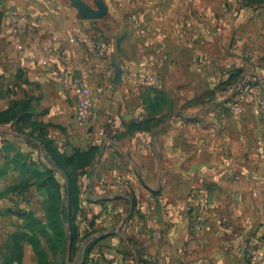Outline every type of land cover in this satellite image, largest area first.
<instances>
[{"label":"rangeland","instance_id":"rangeland-1","mask_svg":"<svg viewBox=\"0 0 264 264\" xmlns=\"http://www.w3.org/2000/svg\"><path fill=\"white\" fill-rule=\"evenodd\" d=\"M82 1L105 13L85 18L76 0H0V24L11 15L16 30L73 33L86 52L109 54L111 69L87 123L72 112L66 126L33 120L23 98L0 109V264H187L196 253L187 234L205 224L217 189L240 179L232 154L264 151V74L249 52L233 59L214 46L217 31L231 34L232 11L179 15L191 36L137 70V45L150 55L152 26L183 0ZM121 66L129 98L117 89ZM216 228L224 239L242 234ZM255 242L241 245L247 264Z\"/></svg>","mask_w":264,"mask_h":264},{"label":"crops","instance_id":"crops-1","mask_svg":"<svg viewBox=\"0 0 264 264\" xmlns=\"http://www.w3.org/2000/svg\"><path fill=\"white\" fill-rule=\"evenodd\" d=\"M246 2V5L245 0H183L181 3H174L163 13L170 14L171 21L158 22L152 26L150 47L154 51L145 55L144 44L140 42L137 45L139 52L135 61L136 69H149L148 62L153 69L164 50L170 51L171 48L177 47L175 42L180 39V33L191 36L190 23L183 26L176 24L179 15L209 16L227 9L228 12L232 11L230 13L234 17L231 22L232 32L229 34L217 31L213 38L214 46L224 54L228 49L233 59L241 55L238 54L239 51L249 52L253 55L252 62L259 65L257 71L263 75L264 0ZM9 16L11 15L0 24V68L4 73L1 79L4 93L3 98H0V109L12 100L16 102L23 98L25 106L34 113L33 120L68 125L69 114L72 112L74 116L76 97L74 89L66 85L64 75L66 71L83 64L86 67L88 84L96 97L95 103L100 102L98 98L101 99L102 95L98 87L111 81V78H108L111 70L109 54H96L92 49L86 52L83 44L72 45L62 40L50 50L51 35H48L47 31H42V28L37 32L32 29L16 30L14 25H11ZM55 32L78 38L73 33L68 34L62 30ZM183 40L185 45L191 42L187 37ZM226 41L227 46L224 45ZM121 67V84L117 89L126 94L125 98H129L132 92L127 88L131 84V74L125 66ZM105 105L108 106L106 103ZM121 110L129 109L125 105ZM50 134L58 137L57 131L50 130ZM215 156L217 159L223 157L218 154ZM230 160L240 179L230 180L217 189L211 197L212 210L205 224L195 233L187 234L191 241L189 245L196 252H188L187 264H247L243 260L244 255H241V245L246 239L257 242L253 245L250 262L264 264V151L248 155L233 153ZM243 160L246 163H241ZM224 220L232 227L241 229L239 239H224L220 236L216 227L218 223H225ZM175 234L173 238L165 240L163 249H169V243L177 239ZM149 246L155 248V242L151 240Z\"/></svg>","mask_w":264,"mask_h":264},{"label":"built area","instance_id":"built-area-1","mask_svg":"<svg viewBox=\"0 0 264 264\" xmlns=\"http://www.w3.org/2000/svg\"><path fill=\"white\" fill-rule=\"evenodd\" d=\"M67 41L72 45L78 44V39L74 36H63L55 33L49 40V45H55L59 41ZM86 73L69 74L66 77V85L74 89L76 105L74 115L79 122L87 123L92 117L93 95L92 89L86 82Z\"/></svg>","mask_w":264,"mask_h":264},{"label":"water","instance_id":"water-1","mask_svg":"<svg viewBox=\"0 0 264 264\" xmlns=\"http://www.w3.org/2000/svg\"><path fill=\"white\" fill-rule=\"evenodd\" d=\"M76 3L79 5V7L83 13V16L85 18H98L105 13L104 8H100L99 10H95V9L91 8L89 5H87L85 2H83L82 0H76Z\"/></svg>","mask_w":264,"mask_h":264}]
</instances>
